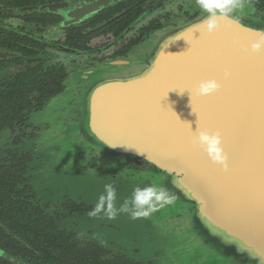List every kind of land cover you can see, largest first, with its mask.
Listing matches in <instances>:
<instances>
[{
  "label": "water",
  "instance_id": "obj_1",
  "mask_svg": "<svg viewBox=\"0 0 264 264\" xmlns=\"http://www.w3.org/2000/svg\"><path fill=\"white\" fill-rule=\"evenodd\" d=\"M100 71L72 135L157 169V222L193 245L182 262L264 264V27L217 2Z\"/></svg>",
  "mask_w": 264,
  "mask_h": 264
},
{
  "label": "flooded vegetation",
  "instance_id": "obj_2",
  "mask_svg": "<svg viewBox=\"0 0 264 264\" xmlns=\"http://www.w3.org/2000/svg\"><path fill=\"white\" fill-rule=\"evenodd\" d=\"M217 2H226L228 10L236 11V16L243 22L249 19L264 22V0H0V98L39 103L27 114L22 113L12 125L0 128V160L7 161L15 149L30 155L27 184L31 187V200L45 212L55 215L60 228L97 246L101 254L92 257L100 259L102 264H114L115 258L125 260L127 264H157V258L154 255L142 259L112 251L94 238L63 226L69 216L93 211L83 201L74 203L76 201L68 198L51 208L49 202L37 196L33 178L38 159H34L27 147L48 127L46 121L38 120V114L68 91V83L76 74L127 56L151 34L178 22L193 20L206 7ZM28 71L41 72L46 83L49 75H54L58 84L37 88L39 93L18 89L9 83ZM78 80L76 85L73 83L77 87L74 88L75 97L68 98L70 102L80 100L81 92L87 91ZM78 148L79 156L84 158L83 152H86V156L97 165V171L104 169L101 166L105 164L106 155L96 152L92 145L72 149ZM113 161L112 169L131 172L129 176L136 180L142 181L157 173L155 167L137 156ZM148 181L151 187L152 181ZM80 199L76 196L72 200ZM0 258L11 264H20L5 254L0 253Z\"/></svg>",
  "mask_w": 264,
  "mask_h": 264
},
{
  "label": "rangeland",
  "instance_id": "obj_3",
  "mask_svg": "<svg viewBox=\"0 0 264 264\" xmlns=\"http://www.w3.org/2000/svg\"><path fill=\"white\" fill-rule=\"evenodd\" d=\"M231 13L236 15L237 12L231 10ZM248 22L264 27V22L251 19ZM101 67L95 66L73 76L68 83V91L58 101L50 103L42 114H38V120L46 121L48 127L27 147L34 154V159H38V169L33 178L37 196L49 202L51 208L57 207L65 199L80 196V200H70L76 201L74 203L83 201L93 211L73 214L63 221V226L82 236L94 238L112 251L142 259L156 255L157 264H185L182 260L193 245L188 244L185 235L179 236L178 243L169 225L164 229L173 233V239L163 234L157 222L166 212L165 209L160 211L163 197L147 185L148 179L152 181L154 175L142 181L136 180L129 176L131 172L112 169L114 157L107 155L105 164L101 166L104 169L97 171V165L86 156V152H83V158L79 156L80 148L72 149L91 146L83 138L73 136L76 135L75 131L81 133L86 130L80 121L86 109L76 103L88 101L86 92L109 76L108 71H100ZM78 79L81 81L79 85L87 91L81 92L80 100L70 102L68 98L75 97L74 88ZM61 112L72 117L69 125L65 115L61 117L57 114ZM73 122L76 124L72 126ZM176 207L175 200L172 206L166 208L172 212Z\"/></svg>",
  "mask_w": 264,
  "mask_h": 264
},
{
  "label": "trees",
  "instance_id": "obj_4",
  "mask_svg": "<svg viewBox=\"0 0 264 264\" xmlns=\"http://www.w3.org/2000/svg\"><path fill=\"white\" fill-rule=\"evenodd\" d=\"M49 77L46 83L41 72L28 71L9 83L18 89L35 91L58 84L54 75ZM27 101L0 98V128L12 125L22 113L39 106L38 102ZM7 159L0 160V253L20 264H102L100 259L92 257L101 254L97 246L60 228L55 215L31 200L32 191L27 184L30 155L15 149ZM0 264L11 263L0 258ZM114 264H127V261L115 258Z\"/></svg>",
  "mask_w": 264,
  "mask_h": 264
}]
</instances>
